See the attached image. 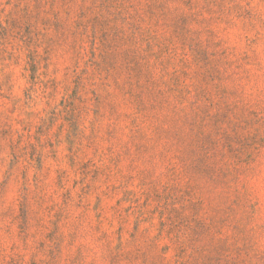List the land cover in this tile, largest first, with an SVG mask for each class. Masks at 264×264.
<instances>
[{
    "label": "rangeland",
    "instance_id": "374dc122",
    "mask_svg": "<svg viewBox=\"0 0 264 264\" xmlns=\"http://www.w3.org/2000/svg\"><path fill=\"white\" fill-rule=\"evenodd\" d=\"M0 264H264V0H0Z\"/></svg>",
    "mask_w": 264,
    "mask_h": 264
}]
</instances>
